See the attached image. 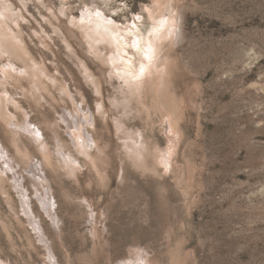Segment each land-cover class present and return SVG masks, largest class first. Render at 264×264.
I'll return each instance as SVG.
<instances>
[{
    "label": "rangeland",
    "instance_id": "374dc122",
    "mask_svg": "<svg viewBox=\"0 0 264 264\" xmlns=\"http://www.w3.org/2000/svg\"><path fill=\"white\" fill-rule=\"evenodd\" d=\"M0 97L59 264H264V0H0ZM13 178L0 162V264H46Z\"/></svg>",
    "mask_w": 264,
    "mask_h": 264
},
{
    "label": "bare ground",
    "instance_id": "6f19581e",
    "mask_svg": "<svg viewBox=\"0 0 264 264\" xmlns=\"http://www.w3.org/2000/svg\"><path fill=\"white\" fill-rule=\"evenodd\" d=\"M115 58L112 59L113 63L117 62L116 61L117 59H115ZM0 101H1V97H0ZM81 120H82V118H81ZM62 121H64V123H67L66 124L67 127L73 128L72 122L70 120H68L66 116H63ZM13 126H14V128L18 129V130L15 129V131H14L15 133L21 132L22 134L26 135V137L31 138V140L35 142V144L37 145L38 149L41 151V153L44 156V159H45L44 162H43L44 165H46L47 167L55 166V168L56 167L58 168V163L55 162V164H56L55 165L52 162V160H51L50 153L47 154L46 151H45L46 150L45 143L43 142L44 139H43L42 132L39 129V127H37V126H35L33 124H29L27 121L24 124H22V127H20L19 125H16V124L13 125ZM13 126H12V128H13ZM170 131L174 135L177 134V129H175L173 127H172V130H170ZM87 140H89V138ZM62 155H63L62 157L65 158L66 162L72 163V160L77 162V160H75L74 157L68 158V156L66 154H62ZM0 162L2 164H4V169L7 170V172L13 173V177H14L13 179H14L15 186L17 187V190H18L19 194L22 196V201H23L22 204H23V208H24L23 212L28 217V219H30L34 229L40 234V236H41L40 238H41L43 244L45 245V247H48V249H47V251H48V259H47L48 262H46V264H59L57 262L55 253L52 252L53 249H51L50 244L44 238V230L42 229L41 221L39 222L38 219L36 220V219L32 218L33 217V210H32V208L30 206V203H31L30 200L32 201L33 199L32 198H28L27 199V196H26V194H25V192L23 191V188H22V184H23L24 180L26 179V175L24 173H22V175H20V174L17 175L16 167H13V160L10 158V156L6 152L5 147L3 146V143L1 142V140H0ZM43 163H39L38 162L37 164L36 163H34V164L32 163V165L30 164L31 167H30V169L28 171L29 172L28 175L31 176L32 179L35 180V188H36V191H35L36 192V196L35 197H36V199H38L41 202V206L44 209L45 214H47L49 219L53 222V225L55 226L56 231H59L61 219L59 218L57 212L54 211L55 205L53 203L52 196L50 195V188H49L48 184L46 183L45 177L41 174V170L43 168L42 167ZM36 218H38V217H36ZM0 262H1V259H0ZM124 264H129V263L124 262Z\"/></svg>",
    "mask_w": 264,
    "mask_h": 264
},
{
    "label": "snow or ice",
    "instance_id": "6c2138e0",
    "mask_svg": "<svg viewBox=\"0 0 264 264\" xmlns=\"http://www.w3.org/2000/svg\"><path fill=\"white\" fill-rule=\"evenodd\" d=\"M141 72H143V68H141Z\"/></svg>",
    "mask_w": 264,
    "mask_h": 264
}]
</instances>
